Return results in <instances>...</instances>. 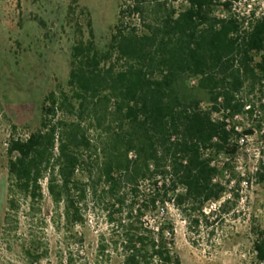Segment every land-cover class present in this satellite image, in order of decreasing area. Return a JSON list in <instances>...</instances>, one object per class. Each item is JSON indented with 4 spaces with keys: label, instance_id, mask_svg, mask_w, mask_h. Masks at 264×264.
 <instances>
[{
    "label": "trees",
    "instance_id": "16d2710c",
    "mask_svg": "<svg viewBox=\"0 0 264 264\" xmlns=\"http://www.w3.org/2000/svg\"><path fill=\"white\" fill-rule=\"evenodd\" d=\"M181 1L122 0L107 51L83 40L74 47L73 94L51 92L41 128L8 139V224L18 223L23 206L32 214L48 179L67 225L93 213L112 226L93 259L69 249L66 264H182L170 210L196 229L209 217L207 204L224 196L213 152L238 150L227 111H241L236 93L255 74L256 54L264 78V11L246 21L232 13L236 0ZM221 7L230 14L221 16ZM190 75L197 86L185 84ZM69 107L102 128L99 143L82 118L61 115ZM256 248L264 259V240ZM49 250L46 242V257Z\"/></svg>",
    "mask_w": 264,
    "mask_h": 264
},
{
    "label": "rangeland",
    "instance_id": "374dc122",
    "mask_svg": "<svg viewBox=\"0 0 264 264\" xmlns=\"http://www.w3.org/2000/svg\"><path fill=\"white\" fill-rule=\"evenodd\" d=\"M121 6L122 0H0V264H66L69 249L76 257L80 251L93 259L100 234L112 229L103 215L99 218L93 213L85 223L67 225L64 205L56 206L48 179L42 181L44 197L32 214L26 217L29 209L23 206L18 223L8 224L5 216L13 177L7 147L12 133L27 137L41 128L43 106L51 92L73 94L75 88L69 81L74 47L83 40L107 51ZM262 11L264 0H236L232 13L249 21L253 12L259 15ZM218 13L230 14L222 7ZM133 19L140 24L137 16ZM260 61L256 54L255 74L236 93L241 111L234 116L227 111V124L234 131L231 143L238 150L213 152L226 189L222 200L207 204L209 217L196 229L188 228L176 209L170 210L176 220L182 264H264L256 248V242L264 240V78ZM198 81L190 75L185 84L197 86ZM202 105L211 104L203 100ZM72 111L69 107L61 115L82 118L94 144L99 143L102 128L88 113L78 118L79 111ZM111 116L109 120L116 117Z\"/></svg>",
    "mask_w": 264,
    "mask_h": 264
}]
</instances>
